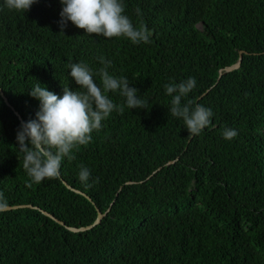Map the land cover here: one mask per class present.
Instances as JSON below:
<instances>
[{
  "label": "trees",
  "instance_id": "obj_1",
  "mask_svg": "<svg viewBox=\"0 0 264 264\" xmlns=\"http://www.w3.org/2000/svg\"><path fill=\"white\" fill-rule=\"evenodd\" d=\"M124 2L132 23L152 31L150 43L89 35L71 22L61 33L60 0L25 13L0 0V87L11 104L0 92V199L75 227L93 223L97 209L62 178L102 212L114 201L100 224L80 232L36 208L0 211V264H264V0ZM241 51L240 66L226 72ZM99 56L148 109L114 112L62 162L59 179L32 183L16 141L39 110L30 88L77 90L68 65L98 70ZM188 77L197 86L187 100L214 113L195 137L169 114L164 90ZM225 127L238 136L223 139ZM81 165L90 186L78 179Z\"/></svg>",
  "mask_w": 264,
  "mask_h": 264
},
{
  "label": "clouds",
  "instance_id": "obj_2",
  "mask_svg": "<svg viewBox=\"0 0 264 264\" xmlns=\"http://www.w3.org/2000/svg\"><path fill=\"white\" fill-rule=\"evenodd\" d=\"M39 0H3L11 11L25 13ZM62 10L58 26L61 33L71 22L86 34L104 38H126L132 44H148L152 31L146 25L135 26L125 14L124 0H60ZM141 10L137 9V15ZM102 65L94 70L89 64L76 62L68 65L70 78L79 85L77 90L63 87L62 95L49 91L47 86L37 83L28 94L39 102L35 119L21 122L16 132L18 149L23 154V166L32 183L40 184L46 179H59L62 162L72 159L75 149L88 145L92 133L102 129L114 112L128 109H148V101L141 98L128 79L110 73L112 61L97 57ZM99 76L100 82L94 79ZM197 86L194 77L172 81L164 85L165 95L171 97L169 114L182 120L190 136L200 135L212 124L211 108L187 100ZM118 94L123 103H116L111 95ZM222 138L231 141L238 136L237 130L225 127ZM81 183L90 186L91 171L81 165L78 172ZM6 201L0 199V207Z\"/></svg>",
  "mask_w": 264,
  "mask_h": 264
},
{
  "label": "water",
  "instance_id": "obj_3",
  "mask_svg": "<svg viewBox=\"0 0 264 264\" xmlns=\"http://www.w3.org/2000/svg\"><path fill=\"white\" fill-rule=\"evenodd\" d=\"M242 54L243 52L241 51L240 52V57H239V60L237 61V63H235L234 65L232 66H229V67H226L225 68V71L228 72V71H232L234 69H237L240 64H241V61H242ZM221 73L223 70H220ZM221 77V74L219 76V78ZM0 92L3 96V98L5 99V102L10 106L11 104L9 103V100L8 98L6 97V95L4 94L2 88L0 87ZM21 118V117H20ZM22 119V118H21ZM63 183L66 185V187L76 193H79V194H82L83 196H85L87 199H89L95 206H96V209H97V218L95 219V221L89 225H86V226H81V227H75V226H68L66 225V223L62 220H60L58 217H56L54 214L44 210V209H41L40 207L38 206H34L33 204H20V205H6V206H2L0 207V211H6V210H9V209H17V208H24V207H30V208H36V209H39L41 210L45 215L49 216L50 218H52L53 220H55L56 222L60 223L61 225H64L66 226L70 231H73V232H80V231H86V230H89L91 228H93L94 226L98 225L102 218L107 215L109 213V211L111 210V207L114 203V201L111 203L110 207L105 211V212H102L101 209L95 204V202L93 201V199L86 193H84L83 191L73 187L72 185H70L65 179H63Z\"/></svg>",
  "mask_w": 264,
  "mask_h": 264
},
{
  "label": "rangeland",
  "instance_id": "obj_4",
  "mask_svg": "<svg viewBox=\"0 0 264 264\" xmlns=\"http://www.w3.org/2000/svg\"><path fill=\"white\" fill-rule=\"evenodd\" d=\"M176 160H171L167 163V165H170V164H173ZM162 167H159V169H161ZM5 206V205H4ZM9 210H12V209H9ZM101 223V222H100ZM99 223V224H100ZM97 226V225H96ZM95 227V226H94ZM92 229V228H91Z\"/></svg>",
  "mask_w": 264,
  "mask_h": 264
}]
</instances>
